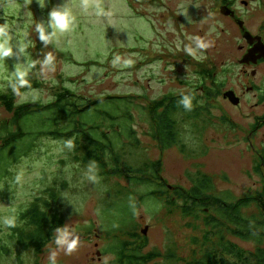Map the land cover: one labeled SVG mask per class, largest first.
<instances>
[{
    "label": "rangeland",
    "instance_id": "1",
    "mask_svg": "<svg viewBox=\"0 0 264 264\" xmlns=\"http://www.w3.org/2000/svg\"><path fill=\"white\" fill-rule=\"evenodd\" d=\"M63 2L46 0L42 8L38 0H0V26L8 28L12 45L21 41L27 45L25 54L0 65V92H15L18 104L43 105L52 103L62 89L91 100L131 96L140 107L132 109L140 149L122 139L117 147L120 153L124 151L130 168L161 162L160 177L173 191L174 187L191 188V178L198 171L214 180L217 194L227 193L233 200L261 190L263 178L255 168L258 152L264 150V124L256 130L254 126L264 106L245 104L237 109L221 95L237 87L242 69L237 60L238 41L222 33L223 29L229 32V21L220 12H212L213 0H69L75 27L71 32H57L44 46L36 23L46 22L48 12ZM85 2L87 11L81 8ZM95 4L106 15L97 16ZM49 54L51 68L42 70ZM18 66L24 68L23 87L16 81ZM201 69L214 74V81L203 82L198 74ZM213 82L220 93L212 100L202 87L214 88ZM194 91L208 106L211 124L207 126L203 117L193 123L178 115L181 145L161 150L141 112L146 100L137 96L148 94V99L155 100L168 92L183 95ZM9 118L0 107V122ZM76 155L82 156L75 147L69 149L63 142L42 138L12 163L7 173L0 171V219L14 216L17 223L37 199L48 198L47 192L54 190L58 192L56 207L79 241L77 250L65 255L52 242L35 254L11 239L12 229L0 226V264H49L48 253L53 250L58 253V264H112L116 256L109 251L108 233L131 226L133 215L137 232L149 228L143 253L162 254L151 264H176L164 258L170 250L190 261L194 251L191 241L200 235L189 224L197 222L183 219L178 211L170 213L151 199L140 203L136 214L140 195L159 190L154 171L150 173L155 181L151 188L138 186L127 178L103 176L95 166L77 161ZM17 175H22L20 183ZM89 175H95V180L88 179ZM126 190L134 197L127 196ZM232 240L248 251L255 249L253 243Z\"/></svg>",
    "mask_w": 264,
    "mask_h": 264
},
{
    "label": "trees",
    "instance_id": "2",
    "mask_svg": "<svg viewBox=\"0 0 264 264\" xmlns=\"http://www.w3.org/2000/svg\"><path fill=\"white\" fill-rule=\"evenodd\" d=\"M202 75L203 82L214 81L211 72L203 71ZM212 85L214 88L200 87L205 88L207 98L213 100L220 91L215 82ZM186 95L193 98L190 111L178 104L185 95L175 94L159 101L150 100L152 107L141 109L150 122L151 137L163 151L181 145L178 115H184L193 123L203 117L207 126L211 124L203 98L195 91ZM0 107L10 115L9 119L0 122V171L7 173L9 166L42 138L65 144L71 140L76 151L82 154L76 155V160L95 166L103 176L127 178L135 185L151 188L155 181L150 173H156L159 190L140 195V202L135 203L136 214L140 203L151 199L161 203L170 213L178 211L183 219L197 222L194 226L189 224L200 235L191 241L194 251L190 261L178 258L172 250L164 256L167 260L176 264H264V150L258 152L255 168V173L263 178L262 188L252 196L233 200L227 193L219 195L214 180L200 171L191 178V188L174 187L173 191L160 177L161 162H145L142 167L133 169L124 161V151L118 150L121 139L129 140V146L140 149V140L132 125L135 122L132 109L140 107L131 96L91 100L70 89H62L50 104H18L16 93L10 91L0 92ZM259 125L256 123L255 127ZM134 195L127 192V196ZM47 196L37 199L11 228V239L24 249H33L35 254H41L54 242L55 229L65 225V219L56 207L58 192L50 190ZM132 218L133 223L128 228H116L108 233L112 243L109 251L116 256L112 264H151L162 257L159 252L143 253L147 237L137 232L136 215ZM232 238L253 243L255 249L248 251Z\"/></svg>",
    "mask_w": 264,
    "mask_h": 264
},
{
    "label": "flooded vegetation",
    "instance_id": "3",
    "mask_svg": "<svg viewBox=\"0 0 264 264\" xmlns=\"http://www.w3.org/2000/svg\"><path fill=\"white\" fill-rule=\"evenodd\" d=\"M214 8L212 12H220L230 25L228 30L223 29L222 33L231 34L233 39L238 41L236 45L239 54L237 60L242 69V75L237 82L235 89H229L226 92L233 91L239 99L238 105H233L229 99L224 98L234 108H241L243 105H249L251 108H260L264 106V0H213ZM248 33V37H246ZM250 35V36H249ZM204 69L199 70L198 74L203 78ZM145 92L144 88H142ZM164 93L159 99L174 94L173 92ZM188 94V93H187ZM177 95V94H175ZM182 95V94H180ZM186 95V94H183ZM146 102L141 106L152 107V99H148V94L137 96ZM168 105V104H167ZM161 111V109H159ZM264 113L258 117L256 123L264 124ZM259 127H255L258 129ZM253 130L252 133L255 131ZM97 246V245H96ZM101 255V252H99ZM97 253V254H98Z\"/></svg>",
    "mask_w": 264,
    "mask_h": 264
},
{
    "label": "clouds",
    "instance_id": "4",
    "mask_svg": "<svg viewBox=\"0 0 264 264\" xmlns=\"http://www.w3.org/2000/svg\"><path fill=\"white\" fill-rule=\"evenodd\" d=\"M40 6L43 8L45 6L46 0H38ZM89 5L87 2L81 4V8L84 11L88 10ZM97 16L106 15L99 4L93 5ZM76 17L73 12V5L69 3V0H64L60 5L53 7L47 16V21H39L36 23V33L38 34V39L42 45L47 46L51 42V37L58 33L71 32L75 27ZM51 30V31H49ZM12 36L6 26H0V65L6 59L11 57L19 58V56L26 53L27 45L21 41L18 45H12ZM199 47H205L204 44H199ZM52 56L49 54L46 56L41 64V69L48 68L50 70L52 64ZM31 66V65H29ZM16 81L19 86L23 87L26 83L24 79V68L23 66H18L16 69ZM15 91V87L13 89ZM192 97L183 96L178 101V104L182 105L185 110L190 111L192 109ZM66 147L71 149L73 147L72 141L68 140L66 142ZM93 172V167L89 168V173ZM88 179L95 180V175H89ZM22 181V175L16 176V182L20 183ZM0 226L5 228H14L16 226V218L14 216H6L0 219ZM78 239L73 237L72 233L68 227L62 226L58 227L54 231V244L57 249L63 250L65 255L73 254L78 248ZM58 253L53 250L48 253L49 264H58L57 259Z\"/></svg>",
    "mask_w": 264,
    "mask_h": 264
},
{
    "label": "water",
    "instance_id": "5",
    "mask_svg": "<svg viewBox=\"0 0 264 264\" xmlns=\"http://www.w3.org/2000/svg\"><path fill=\"white\" fill-rule=\"evenodd\" d=\"M249 36H250V35H249ZM246 37H248V33H247ZM224 98L229 99V101H230L233 105H238V104H239V99L236 97V95H235V93H234L233 91L226 92V93L224 94ZM148 229H149V228H148V226H147L145 229L142 230V234H143L144 236L147 235ZM98 255H99V253H98Z\"/></svg>",
    "mask_w": 264,
    "mask_h": 264
}]
</instances>
